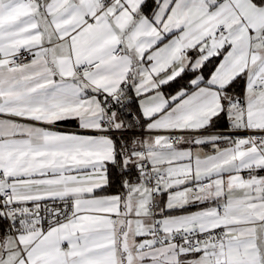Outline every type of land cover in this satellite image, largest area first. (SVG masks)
<instances>
[{
	"label": "snow or ice",
	"instance_id": "obj_1",
	"mask_svg": "<svg viewBox=\"0 0 264 264\" xmlns=\"http://www.w3.org/2000/svg\"><path fill=\"white\" fill-rule=\"evenodd\" d=\"M261 172L264 0H0V264H264Z\"/></svg>",
	"mask_w": 264,
	"mask_h": 264
},
{
	"label": "crops",
	"instance_id": "obj_2",
	"mask_svg": "<svg viewBox=\"0 0 264 264\" xmlns=\"http://www.w3.org/2000/svg\"><path fill=\"white\" fill-rule=\"evenodd\" d=\"M58 130H63V131H77L78 130V122L74 120L66 121L59 123L57 126ZM64 127H71L73 129H65ZM220 131H224L225 129H219ZM261 175H264V172L260 173ZM98 194H105V193H98ZM197 208L192 207L189 209V211H196Z\"/></svg>",
	"mask_w": 264,
	"mask_h": 264
},
{
	"label": "built area",
	"instance_id": "obj_3",
	"mask_svg": "<svg viewBox=\"0 0 264 264\" xmlns=\"http://www.w3.org/2000/svg\"><path fill=\"white\" fill-rule=\"evenodd\" d=\"M30 57H28V54L26 52H23L21 54V62H27V59H29ZM65 129H73L71 127H64ZM244 135H246V133H243Z\"/></svg>",
	"mask_w": 264,
	"mask_h": 264
},
{
	"label": "trees",
	"instance_id": "obj_4",
	"mask_svg": "<svg viewBox=\"0 0 264 264\" xmlns=\"http://www.w3.org/2000/svg\"><path fill=\"white\" fill-rule=\"evenodd\" d=\"M220 129H226V122H222ZM109 192H111V190H109Z\"/></svg>",
	"mask_w": 264,
	"mask_h": 264
}]
</instances>
